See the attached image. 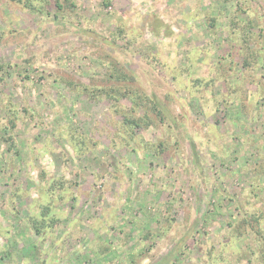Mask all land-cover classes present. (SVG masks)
I'll use <instances>...</instances> for the list:
<instances>
[{
    "label": "rangeland",
    "instance_id": "obj_1",
    "mask_svg": "<svg viewBox=\"0 0 264 264\" xmlns=\"http://www.w3.org/2000/svg\"><path fill=\"white\" fill-rule=\"evenodd\" d=\"M28 2L0 0V264H264V0Z\"/></svg>",
    "mask_w": 264,
    "mask_h": 264
},
{
    "label": "trees",
    "instance_id": "obj_2",
    "mask_svg": "<svg viewBox=\"0 0 264 264\" xmlns=\"http://www.w3.org/2000/svg\"><path fill=\"white\" fill-rule=\"evenodd\" d=\"M224 1V0H223ZM28 3H30V0H29V2ZM238 11L239 10H236L235 12H231V15H233L229 20V22H230V25H231V28L233 27V26H235L236 24V26L234 27V28H237L238 30V32H241L242 33V35L243 34H245L246 33V31H248L249 29H247V27L249 26V24H250V22H248V23H246V24H244V23H240L235 17H237L238 16ZM213 20V19H212ZM212 23H213V21H212ZM211 25V24H210ZM247 29V30H246ZM243 30V31H242ZM238 37H236V39H237ZM235 39V40H236ZM244 39V37L242 38V40ZM240 41H239V43L238 44H240V43H245V41H242L241 39H239ZM241 45V44H240ZM114 78H117V79H119V80H122L123 79V77H118L117 76V74H116V77H114ZM118 91L117 90H110V91H105L104 93H105V95L106 96H109V97H112L113 99H120L121 97L123 98V93L122 92H120V93H117ZM138 96H134L133 97V99H132V102H134V104H136L138 101V98H137ZM137 101V102H136ZM149 103H150V107H151V109L153 110H156V109H158L157 108V104L155 103V102H151V101H149ZM157 105V106H156ZM157 112H160V111H157ZM146 118H148V116L146 115V116H144V117H142V118H134L132 121H130V124H132L131 126H133V128H136V129H139V130H142V129H146L147 128V126L148 125H151L150 124V122L149 121H151V120H148V119H146ZM128 120V119H127ZM124 121H126L125 119H124ZM85 139L86 138H81V137H79V138H77V136H73V138H72V146H73V149H74V151H75V153H78L79 155L81 154V151L82 150H84V152L85 151H87L88 150V148H87V145L85 144ZM77 151V152H76ZM53 213V212H52ZM52 213H50V207L49 206H45V207H43L42 208V213H41V216L42 217H44L43 219H41L40 221L39 220H36V221H34L33 222V228H34V230H35V232L37 233V234H40V232L42 233V231H41V229L43 228V227H45L44 226V221H45V219L46 218H48V216L46 217V215L47 214H49V216H51L52 215ZM54 219H56V218H52L51 219V223H54ZM47 226L48 227H51L50 225H49V223L47 224Z\"/></svg>",
    "mask_w": 264,
    "mask_h": 264
}]
</instances>
